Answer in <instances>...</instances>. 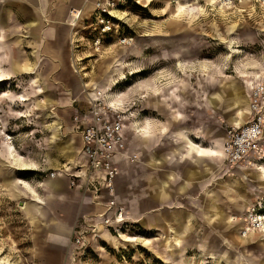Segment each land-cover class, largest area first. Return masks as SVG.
I'll list each match as a JSON object with an SVG mask.
<instances>
[{
    "label": "rangeland",
    "instance_id": "rangeland-1",
    "mask_svg": "<svg viewBox=\"0 0 264 264\" xmlns=\"http://www.w3.org/2000/svg\"><path fill=\"white\" fill-rule=\"evenodd\" d=\"M76 8L70 9L69 34L60 41L71 47L70 62L74 60L82 83L99 81L92 82L93 93H105L109 103L119 99L128 109L126 136L132 137L134 143L120 163L116 182L122 183L117 195L127 219L119 235L110 230L107 238L90 239L81 253L72 244L74 235L86 228L80 216L84 206L78 200V192L72 195L67 189L66 199L53 198L49 205L48 201L42 202L49 206V216L60 223L44 220L47 207L39 205L45 199L43 183L51 178L45 166L46 138L47 125L49 139L54 132V119L42 103L44 93L38 92L32 73L23 71L30 74V79L26 75L15 76L19 68L30 64L21 66L11 61L10 68L4 67L13 71L9 80L3 82L7 73L0 69L4 74L0 80V264H264V237L247 236L251 232L264 236V232L250 229L240 235L247 207L264 199V163L248 170L225 160L220 167L215 164L209 185L215 191L224 186L230 192L217 194L215 206L225 212L209 213L206 217L212 218L210 223L204 216L206 210L190 209L185 196H181L185 203L181 211L169 207L150 211L147 218L152 216L155 220L145 222L155 228L144 227L140 178L128 196L123 189L129 174L125 162L133 165L141 160L143 146L136 142L142 137V117L148 113L159 119L165 116L147 110V98L158 105L160 97L164 107L178 100L182 115L173 111L181 115L183 123L206 128L207 121H214L225 132L229 123L221 113L207 116L200 110L195 112V105H204L209 92L213 91L206 99L214 106L222 105L225 95L231 97V113L236 97L247 99L248 111L252 91H259L264 99V0H84L79 8L82 15ZM36 26L38 22L32 27ZM0 27L4 32L1 40L0 30V44L8 59L13 53L1 20ZM13 44L19 46V40ZM41 62L36 52L34 70L46 87L45 75L39 71ZM70 62L64 70L68 82L73 70ZM13 67L18 69L12 70ZM107 74L113 76L109 89V83L102 80ZM49 77L54 81L53 75ZM45 94L55 101L47 90ZM63 108L64 105L56 104L50 111L56 117ZM58 134L61 138L60 131ZM215 147L216 144L208 150L210 156ZM198 153L203 155L205 150L200 148ZM213 198L216 200L215 193ZM245 198L248 202L244 206ZM184 213L185 218L180 216ZM226 216L232 217L230 222ZM239 218L243 221L241 227ZM178 225L184 233L181 243L172 247L171 241L167 242L170 232L162 236L163 230L170 231ZM57 228L68 230L69 234H56ZM147 242L153 244L147 246Z\"/></svg>",
    "mask_w": 264,
    "mask_h": 264
},
{
    "label": "crops",
    "instance_id": "crops-1",
    "mask_svg": "<svg viewBox=\"0 0 264 264\" xmlns=\"http://www.w3.org/2000/svg\"><path fill=\"white\" fill-rule=\"evenodd\" d=\"M3 1L4 2H0V20L3 23L6 41L9 44V49H11L10 51L13 53V56L7 59V55L4 53L3 45L0 44V69L7 73V77L3 78L4 74L2 73H0V77L3 78V82L11 78L13 71L5 69L6 67L10 68L11 61H15L21 66L30 64L19 69L17 67H13L12 70L17 68L22 72L18 71L15 73V76L26 75L28 79H30V74L28 73H32V82L35 86H37L39 93H44V101L42 103L45 104L47 112H49L51 118L54 119V123H52L54 132L52 133L50 139V127L47 125L48 136L46 138V146L48 150V157L45 159V166L48 171L61 172V176L58 174L54 176V178H50L49 180L47 179L43 183L45 199L40 202L41 205L39 206L44 208L47 207L45 209L44 220H48V222L60 223L59 220L49 216L48 205L52 202L53 198L63 200L66 199L65 191L68 189L72 191V195L75 192H78V200L81 201V205L84 206L80 212V216L84 213L86 214L90 212L91 216L87 215L85 217L86 223L96 222L99 229L98 237L107 238V234L109 236L111 235L110 231L99 224L100 222L98 218L92 216L102 211V202H104L105 194L102 193L100 195L99 200L101 205L96 204L93 202L90 192L84 194L78 189L70 188L67 177L68 172L73 170L75 163L79 160L81 147L80 135L76 125L72 121V117L77 112L83 111L86 107L87 98L90 95L95 96L94 93L97 92L95 91L93 93L91 87L92 82H96L97 80L90 79L89 82L87 81L82 83L83 77H81L80 74H77L78 71L74 67V60L70 62L71 47L67 43L66 45H63L60 42L63 37H67L66 34H69L68 32L70 31V26L68 24L69 20L71 19L70 9H77V6L79 10L80 5L82 7L84 0ZM17 3H21V5H25L27 8L17 5ZM79 11H81L80 15H82L83 10ZM33 19L37 20L38 26L32 27L37 24V22L34 21L29 22ZM0 30L2 32L1 40H3L4 32L1 27ZM16 39L19 40V46L13 44L16 42ZM36 52L42 59L39 71L45 75L47 82L46 87L43 85L44 81L42 77H40V75L34 70L33 64L36 61ZM79 61L80 60L78 59V62ZM69 62L73 67V70L70 73V82L64 79V70L66 66L68 69ZM78 64L79 63H77V65ZM23 71L28 73H24ZM49 75H53L54 81L50 79ZM112 77L113 76L111 74H107L106 78L102 79L106 83H109L107 84V89L110 88V84L113 82ZM30 86L32 87L33 85L30 84ZM46 90L51 94L55 101H53L49 95L45 94ZM212 92H209L208 94H211ZM245 94H247V92H245ZM206 97L204 105L201 104V107L197 106V104L195 105L196 113L199 110L200 112L205 113L207 116L213 114L214 112L221 113L225 121L229 123H227L228 126H230V124L233 126H240L238 125L237 121L244 124L249 119L248 110H246L245 114L236 115L237 105H247L248 107L247 99L243 98V96L236 97L232 113L231 108L228 106L232 101L231 97L225 95L223 104L218 106H214L212 103L208 102ZM146 101L147 110H152L158 115L161 113L165 116H162L159 119L148 113L142 117V137L140 138V141L136 142H141L143 146L141 148V160L139 162H134L133 165H131L128 161L125 162L126 170L129 172L128 179L125 177L127 182L123 187V189L128 191L126 196L134 191L135 184L138 183L140 178L141 200L143 208L142 224L147 228H155L150 227V225L145 222L154 218L152 216L151 218H147L149 217L147 215L152 213L150 211L162 210L168 207L178 209L175 211H181V207L184 208L183 204H185L181 201V196H185L184 198L187 199L186 203L189 204L190 209L206 210L207 213L204 216L206 221H209L210 223L212 218L208 219L206 217L209 213L215 210L225 212V209L221 210V208L218 209L215 206L216 202L218 201L217 194L221 192L223 195H229L230 192L229 189L224 186L220 187L221 191H218V189L215 191V188L212 185H209L215 167H220V165H223L224 156H222L223 158L221 161H218L215 157L210 156L208 150L211 149L215 144V150L218 148V146H222L221 144H223L225 130L219 129L218 125H216L214 121H207V124H205L206 128L203 126L198 127L196 124L194 125L191 123L186 125L181 121L182 110L180 107H177L178 100L173 101L166 107L163 106V99L160 97L158 98V105H155L154 102L151 103L148 98ZM111 103L122 105L124 102L117 99L116 102L113 101ZM56 104L64 105L65 108L61 109L58 112V116L56 115L55 117L50 110L52 106ZM174 109H176V111H178L181 115H175V112L173 111ZM229 114L230 116H228ZM144 122L147 123L144 124ZM59 131L62 139L59 137ZM189 137L192 140L200 139V141H191ZM133 143L134 141L132 140V137L129 138L128 136L124 155L120 158H117L118 170L121 161L125 159L127 154H130V148L132 147ZM144 143H146V146H144ZM200 148L205 150L203 155H199L198 153V149ZM198 158L199 161H197ZM203 163H205V167ZM261 163H264V161ZM71 164V167H67ZM208 165L209 168L207 167ZM238 167H243L248 170L251 169L250 167H253V165L243 163ZM120 184L122 183L117 185V192L120 188ZM209 191H214L213 193L216 195V200L213 198V193ZM177 195L180 196L178 197ZM118 197L120 196L117 195V198ZM46 200L48 201L47 206L44 204ZM247 202L248 201L245 198L244 206L247 204ZM186 214L184 213L183 216H180L185 218ZM189 215L190 220H192L193 213L191 212ZM215 216L219 217L221 214L216 213ZM225 218L226 221L230 222L232 217L226 216ZM153 220H155V218ZM157 223L159 225H163V227L166 225L161 221H157ZM169 223L171 225L173 224L172 218ZM46 225H49V223L46 222ZM61 226H63L62 223ZM241 226H243V221H240L239 227ZM100 227L103 228V231L100 230ZM68 230L70 231L69 227ZM68 230L65 231L63 228H57L55 229V232L56 234L66 233L67 235L69 234ZM167 232H170L171 234L170 236L167 235V242L171 241L172 247L178 246L181 243L180 236L184 233L183 227L178 225L170 231L169 229H164L162 236H165L164 234ZM254 233L255 232H251L247 236H254ZM87 236L90 243V239L92 238L90 235ZM94 239L95 238H93V240ZM236 239L240 240L241 238L236 237ZM152 244V242H147L145 245L149 246ZM73 247L78 249L80 253L82 252L81 249H83V251L86 249L84 247L78 248L75 245H73ZM200 247L202 249V244ZM201 251L202 250H200V253L203 255Z\"/></svg>",
    "mask_w": 264,
    "mask_h": 264
},
{
    "label": "built area",
    "instance_id": "built-area-1",
    "mask_svg": "<svg viewBox=\"0 0 264 264\" xmlns=\"http://www.w3.org/2000/svg\"><path fill=\"white\" fill-rule=\"evenodd\" d=\"M250 117L240 126L230 125L226 128L223 140L225 161L235 164H259L264 161V99L259 91L250 94ZM126 104L111 105L106 95H90L86 107L73 115L72 121L78 129L81 147L79 160L73 170L67 174L69 187L86 194L90 192L93 202L101 205L99 200L105 194L102 211L92 215L99 219V224L119 235L121 225L125 221L126 210L119 202L114 190L115 177L118 174L117 157L124 155L126 148V130L128 120ZM59 171H50L56 176ZM84 213L81 218L85 229L73 237L72 244L78 248H86L91 238L99 234L96 222L86 223ZM245 222L248 229L262 230L264 228V199L252 202L245 211ZM247 228L240 229L244 236Z\"/></svg>",
    "mask_w": 264,
    "mask_h": 264
},
{
    "label": "bare ground",
    "instance_id": "bare-ground-1",
    "mask_svg": "<svg viewBox=\"0 0 264 264\" xmlns=\"http://www.w3.org/2000/svg\"><path fill=\"white\" fill-rule=\"evenodd\" d=\"M0 80H2V78L0 77ZM106 86V85H105ZM104 86V87H105ZM106 88V87H105ZM95 95H97V94H99V95H102V94H100L99 92H96V93H94ZM105 94V93H104ZM115 102V101H114ZM109 103V102H108ZM111 105H113V106H115V105H118V104H112V103H110ZM236 108V107H235ZM249 108H250V103H249ZM248 109V107H247V105H237V110H236V115H242V114H245L246 113V110ZM249 117H250V110H249ZM235 122V121H234ZM233 123V122H232ZM237 123H238V125H241L242 123L241 122H239V121H237ZM224 139H225V137H224ZM222 145V144H221ZM215 146V145H214ZM214 149V148H213ZM210 152V151H209ZM213 156L216 158V160H218V161H221L222 160V156H224V160H225V153H224V151H223V147L222 146H218V148H216V150L213 152ZM127 157V156H126ZM125 157V158H126ZM11 161V160H10ZM16 161H18V160H16ZM197 161H199V158L197 159ZM254 165H257V164H253V166ZM118 174H119V170H118ZM118 174H117V176L115 177V182H114V190H115V194H116V196H117V178H118ZM60 176H61V174H60ZM62 176H63V174H62ZM50 177L51 178H54V176H51L50 175ZM48 186H49V183H48ZM49 197V196H48ZM47 201V200H46ZM50 201V200H49ZM25 208V207H24ZM26 209V208H25ZM44 212V211H43ZM41 214V213H40ZM43 215V214H42ZM126 219H127V215H126V217H125ZM125 218H123V219H125ZM246 220H244V228H247L246 229V231H251L250 229H248V227H247V224H246V222H245ZM260 231H262V232H264V228L262 229V230H260ZM250 234V233H249ZM263 238L264 236L263 235H260V234H256V233H254V236H251V237H249L250 239H257V238ZM263 240V239H262ZM240 241H242L241 239H240Z\"/></svg>",
    "mask_w": 264,
    "mask_h": 264
}]
</instances>
